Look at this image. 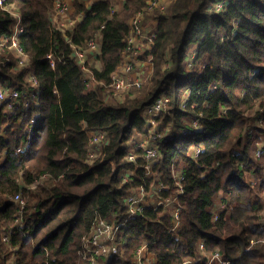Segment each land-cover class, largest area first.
Segmentation results:
<instances>
[{
	"label": "trees",
	"instance_id": "16d2710c",
	"mask_svg": "<svg viewBox=\"0 0 264 264\" xmlns=\"http://www.w3.org/2000/svg\"><path fill=\"white\" fill-rule=\"evenodd\" d=\"M6 1L22 14L20 43L39 94L27 109L5 114L0 107L1 264H88L82 238L95 220L112 213L117 222L125 220L127 192L149 186L142 149H134L135 162L125 155L128 142L149 127L142 110L161 95L167 102L154 117L161 135L153 174H161L172 191L178 186L172 172L182 167L180 225L174 229L162 207H144L120 227L118 254L107 264H131L144 244L156 264H181L201 241L228 264H264V156H255L264 139V0H172L155 18L150 50L139 55L149 61L151 73L120 104L107 103L105 93L128 54L124 39L132 31L130 21L150 0H124L120 8L110 0L88 6L74 0L73 17H81L64 32L49 19L54 0ZM221 1L222 8L215 9ZM12 22L0 7V37L10 33ZM97 33L102 66L89 68L95 79L89 88L71 52ZM4 58L0 54V61ZM12 65L2 66L0 83L21 82L23 73L15 76ZM257 108L263 110L258 120ZM189 118L199 120V127ZM90 132L106 135L92 162ZM126 170L134 173L123 182L119 175ZM43 173L48 183L32 188ZM251 177L259 178L256 185ZM16 193L25 201L19 228L14 226L18 207L10 199ZM218 201L223 206L214 219ZM11 227L13 234L3 241Z\"/></svg>",
	"mask_w": 264,
	"mask_h": 264
},
{
	"label": "built area",
	"instance_id": "2783aa9c",
	"mask_svg": "<svg viewBox=\"0 0 264 264\" xmlns=\"http://www.w3.org/2000/svg\"><path fill=\"white\" fill-rule=\"evenodd\" d=\"M161 1V4H160ZM68 3L65 0H54L52 9L49 10V19L53 26L57 30H66L62 25L57 23L58 18L64 16L65 12L68 9ZM0 7L6 10L13 18L12 26L10 28V33L2 35L0 37V54H2L4 60L0 61V70L2 66L9 65L12 62L11 71L12 73H17L20 71L23 73L21 82L11 79H5L2 84H0V107L5 114H10L15 112L16 109L22 108L27 109L29 105L35 101L36 97L39 94V81L35 75V70L33 64L30 61L28 53L24 50L20 43V35L24 29L23 17L21 12L15 8L12 4H8L6 0H0ZM159 8L160 11L166 9L165 4L162 0H150L146 8ZM141 11L137 12L135 16L131 19L130 24L132 31L129 35L125 37V42L127 44L129 58L138 56L139 48L135 47L132 43V38L141 36L142 34V24H141ZM61 28V29H60ZM100 34L97 33L93 39L87 40L82 45H73L71 52V57L75 60L76 58L81 59L83 50L94 51L95 54L100 53V44H99ZM147 38V37H145ZM151 42L154 38V33L149 37ZM71 43L69 39H67ZM9 56H12L9 58ZM49 64L54 68L55 58L53 54L49 53L47 55ZM80 67L84 71L85 78L87 80V87L94 88L95 79L90 73L89 67H86L84 64H80ZM134 65L131 60H128L122 64L121 69H117L112 75V82L109 86L113 88V97L117 98L118 94L122 91H125L130 88L140 87V78L131 80L127 78V74L134 71ZM126 72V73H125ZM147 77H145L146 79ZM167 102V98L164 95L156 98L151 104L144 108L145 116L149 117V121L152 125V128L146 130L147 138L139 143H132L129 146V151L125 155L127 161L135 162L137 161L138 155L134 152V149H142V158L145 160L144 168V178L150 180L149 186H139L129 190L124 198L126 204L127 216L125 220L118 221L116 220V214L112 213L108 218L105 219H96L92 225L91 230L86 236L82 238V249L81 253L83 257L87 260L88 264H107L112 261V259L118 254L119 244H118V234L120 227L124 225L127 220L137 218L144 207L148 204L153 208L162 207L163 210H168L170 206L175 204L176 199H178L179 194L182 192L181 180L183 179V172L179 173L177 176H174V179L177 183L176 196H161V191L166 187L164 182H159L154 184V181L151 179L153 174V165L159 157V149L156 144V139L160 138V133L158 132V125L154 123V117L164 109V106ZM262 109L257 108L255 116L258 118L261 117ZM195 128L199 127V120H194L192 123ZM185 133V132H184ZM106 142L105 133L101 132H90L89 133V151L88 159L92 162L96 156L92 151L94 148H101ZM129 144V143H128ZM261 145V146H259ZM25 147H19L18 151H23ZM199 152V148L195 149V157ZM255 156L263 157L264 156V143H258L255 148ZM262 172L264 174V162L262 164ZM133 171L126 170L120 173L119 178L123 182H128L131 180V175ZM161 179V178H158ZM49 181V175L39 174L33 183L30 184L32 188L42 186ZM259 181V178L252 177L251 183L256 185ZM10 199L17 204L16 220L14 226L19 228L22 226V214L24 210L25 201L22 198L20 193H16L11 196ZM172 217L174 219L173 228L176 229L180 225L179 222V203H176V208L171 211ZM214 219L217 218V213L214 214ZM264 223V216L262 218ZM14 228L11 227L7 232L3 233L2 240L8 241L10 236L13 234ZM204 258H207L206 264H228V261L222 259L218 250L213 252H208L204 246V241L199 243L198 249L191 255L186 256L181 264H199ZM1 264V260H0ZM131 264H156L154 255L149 251L147 244L142 245L135 253L132 259Z\"/></svg>",
	"mask_w": 264,
	"mask_h": 264
},
{
	"label": "crops",
	"instance_id": "0c3cea01",
	"mask_svg": "<svg viewBox=\"0 0 264 264\" xmlns=\"http://www.w3.org/2000/svg\"><path fill=\"white\" fill-rule=\"evenodd\" d=\"M67 3H68V9L67 11L65 12L64 16H62L61 18H58V21L57 23L59 25H62L63 28H69L71 26H73L74 24H76L79 20V18L81 17V15L79 14L78 16L76 17H73V12L75 11V4H74V0H65ZM81 3L85 4V5H90L91 2H93L94 0H79ZM111 3L113 5H115V7L117 8H120L124 2V0H110ZM172 0H162V2L165 4L166 8L169 6V4L171 3ZM160 4H161V1H160ZM165 11V10H163ZM163 11H160L159 8H155V7H152V8H145L143 9L141 12V24H142V34L141 36H137V37H133L132 38V43L135 47H138L139 48V53H138V56H134V57H131L129 58L127 55L123 61L122 64H124L125 62H127L128 60H131L133 65H134V71L132 73H129L127 74V78L131 79V80H134V79H137V78H140L141 75H143L145 72H148L149 70H151L152 68L150 67V64L148 63L149 61H143L140 59L139 55L145 51H149L150 50V46H151V40H150V36L152 35V33H154V27L156 26V20L155 18H157V15L162 13ZM61 29V28H60ZM65 30H63L64 32ZM147 37V38H145ZM99 44H100V47H101V37H99ZM99 55L100 53L98 54H95L94 51H91V50H86L84 49L83 50V54H82V58L81 59H78L76 58V61L80 64H84L86 65V67H89V68H92V67H98V68H101L102 66V63L100 62L99 60ZM193 57V51H191L188 56H187V61L189 62ZM122 64L120 65L122 67ZM121 67L119 69H121ZM147 69V70H146ZM145 71V72H144ZM126 73V72H125ZM109 89L106 90V93H105V101L109 104H116L118 103L116 101V98L113 97V88L112 86H108ZM132 92V91H130ZM108 98L110 99L111 102H109ZM189 124H192L193 123V119L192 118H189L186 120ZM148 124H149V127L147 125V132L149 129L152 128V125L150 123V121L148 120ZM147 132L145 133H142V134H137L132 140H130L128 143V145H132V143H139L141 141H143L144 139L147 138ZM195 149L196 147L192 148L191 149V154L192 156H194V153H195ZM95 154V156L97 157L100 152H101V148H94L92 150ZM178 169V170H177ZM177 170V171H176ZM182 167H176L174 169V172L175 174H179L182 172ZM172 172V174L174 173ZM174 174V176H176ZM158 178H161V174H152V180L154 181V184L157 185V183L159 182V180H161L160 182H164L162 181V178L161 179H158ZM164 185H166V187L161 191V196L163 197L162 195V192L166 191L167 190V196L166 197H169V196H176L178 192H176V188H174L172 191H169L170 190V185L169 184H165L164 182ZM179 197V196H178ZM178 202V199H176L175 201V204L173 206H170V208L168 210H163L162 209V214L163 215H169L173 224H174V219L172 217V210H174L176 208V203ZM223 205L221 204V202H216V204L214 205L213 207V210H214V213H218V211L220 210V208L222 207ZM146 207H152L151 205H147Z\"/></svg>",
	"mask_w": 264,
	"mask_h": 264
},
{
	"label": "rangeland",
	"instance_id": "374dc122",
	"mask_svg": "<svg viewBox=\"0 0 264 264\" xmlns=\"http://www.w3.org/2000/svg\"><path fill=\"white\" fill-rule=\"evenodd\" d=\"M222 3H216V5H213V7L215 8V9H217V10H219V9H221L222 7V4H223V1H221ZM193 55H194V53H193ZM147 70V69H146ZM17 72V74L15 75V76H17L19 73H20V71H16ZM145 72V71H144ZM151 73V70H149L148 72H145L143 75H141L140 76V82L141 83H143L144 81H145V77H147L148 76V74H150ZM3 83V82H2ZM2 83H0V84H2ZM140 83V84H141ZM136 89H138V88H130V89H127V90H125V91H122L121 93H119L118 94V96H117V98H116V101L118 102V104H120V103H122V102H124V100H125V97H126V95L130 92V91H135ZM108 100H109V102H111L110 101V99L108 98ZM142 115L146 118V120H147V123H148V120H149V117H147V116H145V113H144V109L142 110ZM154 123L157 125L158 124V122L156 121V120H154ZM259 143H264V139L262 140V141H260ZM256 144H257V142H256ZM259 146H261V145H259ZM178 170V169H177ZM176 170V171H177ZM174 174H175V172H174ZM176 176L178 175V174H175ZM152 179V178H151ZM251 179H252V177H251ZM13 261V259H11L9 262H12Z\"/></svg>",
	"mask_w": 264,
	"mask_h": 264
}]
</instances>
